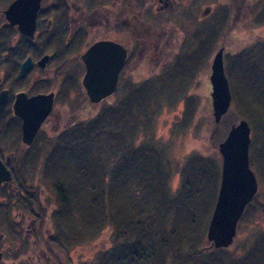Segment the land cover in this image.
Listing matches in <instances>:
<instances>
[{
	"label": "trees",
	"instance_id": "obj_1",
	"mask_svg": "<svg viewBox=\"0 0 264 264\" xmlns=\"http://www.w3.org/2000/svg\"><path fill=\"white\" fill-rule=\"evenodd\" d=\"M223 30L224 24H212L207 35L214 39ZM262 60L264 52H243L228 56L224 66L231 104L240 115L237 117L252 124L251 147L258 146L259 160L258 151L262 150L264 140ZM129 100L132 103V99ZM131 108L127 98L122 107L98 114L88 124L64 132L61 135L67 136L62 139L64 142L55 145L47 154L42 180L49 184L56 197V207L49 213L56 234L50 235L48 240L43 237L41 228L48 216L45 208L40 206L39 189L28 185V174L24 172L27 169H20L23 146L18 143L14 147L17 152L8 164L11 180L3 184L16 188L12 189L7 202L0 201V225L12 224L9 212L18 205L29 213L33 209L32 214L38 217L40 225L31 228V235L35 238L41 236L50 254V242L63 237L66 242L81 243L106 229L113 236L111 248L102 252L92 264H213V256L203 254L205 250H216L206 240V228L220 177L212 164L203 163L200 157L195 162L190 160L182 171L178 188L174 190L170 188L165 166L152 160L155 155L150 148L134 150L126 145L129 149L124 150L122 146L123 153L116 156L119 162L108 174L109 180L105 181V163L101 161L99 164L100 159L93 151H101V133L106 126L111 137L116 136L117 131L115 133L111 127L117 126V121L124 119ZM233 114L235 111L224 114L219 123L227 118L225 125L229 127L228 122L237 119ZM219 123L214 124L210 132L213 143L222 140ZM121 128L124 129L123 124ZM255 199L246 205L243 215ZM35 206L39 210L37 214L34 213ZM232 257L230 254L222 259V264H241L239 260L230 262ZM262 257L264 259V254ZM263 259L259 264H264ZM247 263L254 264L253 260Z\"/></svg>",
	"mask_w": 264,
	"mask_h": 264
},
{
	"label": "rangeland",
	"instance_id": "obj_2",
	"mask_svg": "<svg viewBox=\"0 0 264 264\" xmlns=\"http://www.w3.org/2000/svg\"><path fill=\"white\" fill-rule=\"evenodd\" d=\"M219 2L216 6L217 12L229 13L228 17L220 16L222 18L218 20L225 27L220 36L211 39L207 35V30L212 24H178L180 31L177 29L173 37V46H176V49L168 58L172 62L166 70L154 75L151 70H147L148 66L152 69L154 66L141 62L143 70L139 75L124 78V83L131 79L135 80L134 86L130 87L133 90L121 87L116 93L108 96L102 104H91L90 120L105 111L108 113V110H116L117 106L122 107L127 103V98L132 107L127 111L124 119L117 121L115 124L117 126L111 127L114 132L117 131L116 136L111 137L109 127L106 126L101 133L103 142L100 144L101 151H93L100 159L98 163L101 164V161L105 163L103 169L105 181L109 180L108 174L119 162L116 156L123 153L122 146L124 150L129 149L128 146L135 148L134 150L140 147L150 148L155 155L152 160H158L163 167L165 166L166 176L170 178V188L174 190L178 188L183 177L182 171L190 160L195 162L197 158H201L203 163L212 164L216 168L215 172L218 174L219 171L220 175L222 159L217 146L221 140L213 143L210 138L214 125L209 82L211 60L220 47H223L224 66L230 55L264 52V0L236 2L235 10L232 9L229 0H219ZM5 3L6 0H0V9L5 8ZM51 3H54V0H44L43 7L47 8ZM238 5L241 7L238 8ZM0 24H5V20L1 17ZM262 65L264 67V61ZM230 111H235L233 115L237 119L233 122L229 121L228 124L241 118L237 117L240 115L232 104L225 114ZM50 121L43 126L36 141L24 150L21 156L23 163L20 167L27 169L24 172L28 174V185L32 184L39 189L40 206L45 208L48 216L41 227L43 237L47 240L50 235L56 234L54 223L49 217V213L56 207V197L49 184L42 180V167L51 149L63 143V138H67L66 135L61 136L64 134L62 127L65 121L58 125ZM225 122L227 118L223 123H219L222 139L229 129ZM122 124L124 129L121 128ZM248 124L252 137L254 135L252 124L249 122ZM121 129L122 134H120ZM12 130L13 128L11 132ZM69 130L65 134L69 133ZM48 135L52 137L47 138ZM11 144H14L12 137ZM262 144V150L258 151L260 160L257 157L258 146L251 147V143L249 146L250 168L255 174L258 185L254 196L256 199L243 215L244 209L243 220L241 221V215L237 223L236 235L229 247L203 251L205 256H213L216 261H213V264H222V259L230 257V254L233 256L230 262L239 260L248 264V261L253 260L254 264H259L260 259H263L264 211L261 207L264 209V140ZM26 165L27 167L23 168ZM5 167L9 170L8 165ZM13 188L16 187L1 185L0 201L7 202ZM217 192L218 186L216 196ZM34 210L35 214L39 212L36 206ZM32 211L29 213L28 210L15 205L9 212L10 219L13 220L12 224L0 225V251H2L0 264H92L102 252L111 248L113 236L105 229L81 243L66 242L63 237L57 242H50L52 249L50 254L42 243V237L35 238L31 235L33 232L31 228L33 226L38 228L40 225L38 217H35Z\"/></svg>",
	"mask_w": 264,
	"mask_h": 264
},
{
	"label": "flooded vegetation",
	"instance_id": "obj_3",
	"mask_svg": "<svg viewBox=\"0 0 264 264\" xmlns=\"http://www.w3.org/2000/svg\"><path fill=\"white\" fill-rule=\"evenodd\" d=\"M12 1L6 0L4 7ZM229 1L235 10L236 2L244 0ZM43 2L33 27L10 24L5 8L0 9L5 20L0 24V161L5 165L17 152L14 147L20 143L23 154L46 122L58 125L64 120V132L90 122L91 104L108 98L92 103L87 95L85 76L94 58L104 54L113 69L124 56L111 95L121 87L133 90L135 80L124 83V78L139 75L141 62L153 65L147 70L154 75L168 68L178 24H220L229 14L217 12L219 0H54L47 8ZM34 97L49 100L51 107L26 144L14 107L22 109Z\"/></svg>",
	"mask_w": 264,
	"mask_h": 264
},
{
	"label": "water",
	"instance_id": "obj_4",
	"mask_svg": "<svg viewBox=\"0 0 264 264\" xmlns=\"http://www.w3.org/2000/svg\"><path fill=\"white\" fill-rule=\"evenodd\" d=\"M40 0H13L4 10L10 24H35ZM119 65L113 69L104 54L97 56L85 76L87 95L92 103L109 96L115 90ZM212 117L215 124L231 106V92L224 73L223 47L217 49L210 64ZM34 97L24 108L14 107L22 119V141L30 144L42 121L50 111L51 102ZM50 99V97H48ZM250 126L244 118L231 123L225 137L218 143L221 156L220 181L216 200L206 228V240L213 248L229 247L236 235L239 219L257 192V180L249 164ZM11 180V173L0 161V183ZM2 252L0 251V259Z\"/></svg>",
	"mask_w": 264,
	"mask_h": 264
}]
</instances>
